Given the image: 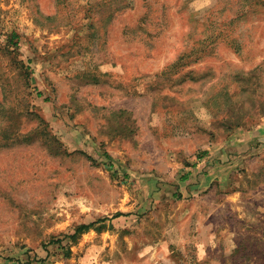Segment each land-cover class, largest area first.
I'll return each mask as SVG.
<instances>
[{
  "label": "rangeland",
  "instance_id": "1",
  "mask_svg": "<svg viewBox=\"0 0 264 264\" xmlns=\"http://www.w3.org/2000/svg\"><path fill=\"white\" fill-rule=\"evenodd\" d=\"M0 264H264V0H0Z\"/></svg>",
  "mask_w": 264,
  "mask_h": 264
},
{
  "label": "trees",
  "instance_id": "2",
  "mask_svg": "<svg viewBox=\"0 0 264 264\" xmlns=\"http://www.w3.org/2000/svg\"><path fill=\"white\" fill-rule=\"evenodd\" d=\"M95 223L96 222L80 225L79 227H77L76 233L81 234V233L85 232L86 230L92 228L95 225Z\"/></svg>",
  "mask_w": 264,
  "mask_h": 264
}]
</instances>
